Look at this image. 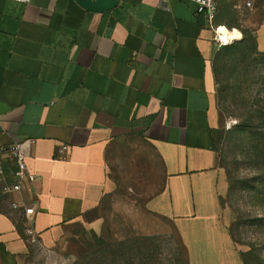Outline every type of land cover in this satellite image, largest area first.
<instances>
[{"label": "crops", "instance_id": "0c3cea01", "mask_svg": "<svg viewBox=\"0 0 264 264\" xmlns=\"http://www.w3.org/2000/svg\"><path fill=\"white\" fill-rule=\"evenodd\" d=\"M216 2L231 45L252 38L264 55V0ZM231 45L214 42L190 1L119 0L97 13L75 0H0V166L14 183L7 150L35 140L37 177L20 195L0 187V264H55L76 227L105 228L121 195L171 227L188 264H238L217 147L215 66ZM19 200L35 214L12 210Z\"/></svg>", "mask_w": 264, "mask_h": 264}, {"label": "rangeland", "instance_id": "374dc122", "mask_svg": "<svg viewBox=\"0 0 264 264\" xmlns=\"http://www.w3.org/2000/svg\"><path fill=\"white\" fill-rule=\"evenodd\" d=\"M242 38L241 33L239 41ZM215 75L218 106L223 118L225 115L217 143L223 222L240 256L238 264H243L244 258L248 264H264V162L254 137L260 124L258 113H264V55L257 53L252 38L227 46L217 59ZM127 202L121 195L107 203L104 229L100 224L96 231L76 227L59 244L55 264L113 259L117 264L130 259L138 264L141 255L143 264H188L187 250L171 227L157 217L135 214ZM130 245L139 250L142 247L141 254L128 250ZM36 264H44L43 258L39 257Z\"/></svg>", "mask_w": 264, "mask_h": 264}, {"label": "built area", "instance_id": "2783aa9c", "mask_svg": "<svg viewBox=\"0 0 264 264\" xmlns=\"http://www.w3.org/2000/svg\"><path fill=\"white\" fill-rule=\"evenodd\" d=\"M22 4L28 5L31 0H10ZM190 1L197 5V16L205 22L207 28H211L214 33V42L221 46H225L222 41L220 29L221 27L216 26V18L218 14V7L216 0H184ZM168 0H160L161 7L167 9ZM254 0H245V6L252 9ZM231 125H227V129H230ZM36 145L35 140H27L22 143H17L10 146L7 150L8 154L14 161L16 171L14 173V183L6 184L5 182V171L0 166V187L1 192L5 196L20 195L26 185H32L36 182L37 177L33 175L28 167L27 161L30 157L29 151ZM63 151H67V147L63 148ZM11 208L14 211H22L26 217H31L35 214L34 206H27L23 201H13ZM33 235V231H30Z\"/></svg>", "mask_w": 264, "mask_h": 264}, {"label": "trees", "instance_id": "16d2710c", "mask_svg": "<svg viewBox=\"0 0 264 264\" xmlns=\"http://www.w3.org/2000/svg\"><path fill=\"white\" fill-rule=\"evenodd\" d=\"M255 47H256V45H255ZM256 51H257V49H256ZM258 114H259L258 118H259V123L260 124H259V128L257 129L258 133L254 137H257L256 149H257V151L259 153L258 155L261 157V159L264 162V113L259 112ZM263 169H264V164H263ZM145 241H147V239H145ZM127 249L128 250H132V252L134 251V249H136V251L139 252V254H141L140 251L142 250V247L139 250V249H137L135 247V245H130ZM103 255H105V253ZM141 256L143 257V255H141ZM142 257H140V259L137 260V262H139L138 264H143L142 259H144V258H142ZM244 259H242L243 264H248V262L246 260H244ZM104 260H106V259H104ZM99 263L100 264H117L115 259H113L112 261H109V262H107V261H99ZM99 263L93 261L91 264H99ZM126 264H136V263L134 262V260L130 259V261L126 262ZM146 264H150V263L147 262Z\"/></svg>", "mask_w": 264, "mask_h": 264}, {"label": "water", "instance_id": "95a60500", "mask_svg": "<svg viewBox=\"0 0 264 264\" xmlns=\"http://www.w3.org/2000/svg\"><path fill=\"white\" fill-rule=\"evenodd\" d=\"M82 8L90 12H107L119 5V0H75Z\"/></svg>", "mask_w": 264, "mask_h": 264}, {"label": "bare ground", "instance_id": "6f19581e", "mask_svg": "<svg viewBox=\"0 0 264 264\" xmlns=\"http://www.w3.org/2000/svg\"><path fill=\"white\" fill-rule=\"evenodd\" d=\"M220 33L222 41L225 43V45H230L237 39L235 34H230L225 29L224 31L220 30Z\"/></svg>", "mask_w": 264, "mask_h": 264}, {"label": "snow or ice", "instance_id": "6c2138e0", "mask_svg": "<svg viewBox=\"0 0 264 264\" xmlns=\"http://www.w3.org/2000/svg\"><path fill=\"white\" fill-rule=\"evenodd\" d=\"M221 31H224V29H220Z\"/></svg>", "mask_w": 264, "mask_h": 264}]
</instances>
